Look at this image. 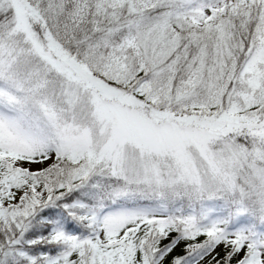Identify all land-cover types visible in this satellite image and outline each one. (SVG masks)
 Here are the masks:
<instances>
[{"label":"snow or ice","instance_id":"6c2138e0","mask_svg":"<svg viewBox=\"0 0 264 264\" xmlns=\"http://www.w3.org/2000/svg\"><path fill=\"white\" fill-rule=\"evenodd\" d=\"M0 264H264V0H0Z\"/></svg>","mask_w":264,"mask_h":264}]
</instances>
